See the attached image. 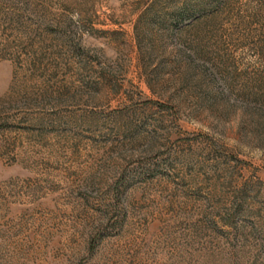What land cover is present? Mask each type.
Segmentation results:
<instances>
[{"label":"rangeland","instance_id":"obj_1","mask_svg":"<svg viewBox=\"0 0 264 264\" xmlns=\"http://www.w3.org/2000/svg\"><path fill=\"white\" fill-rule=\"evenodd\" d=\"M0 264H264V0H0Z\"/></svg>","mask_w":264,"mask_h":264}]
</instances>
